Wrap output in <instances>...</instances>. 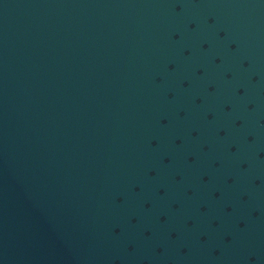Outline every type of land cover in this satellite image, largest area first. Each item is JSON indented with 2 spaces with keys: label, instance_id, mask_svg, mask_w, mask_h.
Here are the masks:
<instances>
[{
  "label": "water",
  "instance_id": "obj_1",
  "mask_svg": "<svg viewBox=\"0 0 264 264\" xmlns=\"http://www.w3.org/2000/svg\"><path fill=\"white\" fill-rule=\"evenodd\" d=\"M0 264H264V0H0Z\"/></svg>",
  "mask_w": 264,
  "mask_h": 264
}]
</instances>
